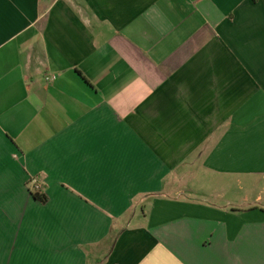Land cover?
I'll return each instance as SVG.
<instances>
[{
	"label": "crops",
	"instance_id": "crops-1",
	"mask_svg": "<svg viewBox=\"0 0 264 264\" xmlns=\"http://www.w3.org/2000/svg\"><path fill=\"white\" fill-rule=\"evenodd\" d=\"M0 264H264V0H0Z\"/></svg>",
	"mask_w": 264,
	"mask_h": 264
},
{
	"label": "trees",
	"instance_id": "trees-1",
	"mask_svg": "<svg viewBox=\"0 0 264 264\" xmlns=\"http://www.w3.org/2000/svg\"><path fill=\"white\" fill-rule=\"evenodd\" d=\"M41 192H35L33 193V197L35 198V200L39 201L40 203H46L47 202V198L44 195L40 194Z\"/></svg>",
	"mask_w": 264,
	"mask_h": 264
},
{
	"label": "built area",
	"instance_id": "built-area-1",
	"mask_svg": "<svg viewBox=\"0 0 264 264\" xmlns=\"http://www.w3.org/2000/svg\"><path fill=\"white\" fill-rule=\"evenodd\" d=\"M39 190V188L38 187H36V191H38Z\"/></svg>",
	"mask_w": 264,
	"mask_h": 264
}]
</instances>
